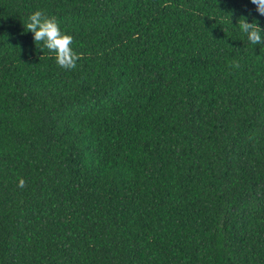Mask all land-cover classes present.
Here are the masks:
<instances>
[{"label":"trees","instance_id":"trees-1","mask_svg":"<svg viewBox=\"0 0 264 264\" xmlns=\"http://www.w3.org/2000/svg\"><path fill=\"white\" fill-rule=\"evenodd\" d=\"M38 10L74 69L35 45ZM242 16L264 29L250 0H0V264H264V44Z\"/></svg>","mask_w":264,"mask_h":264},{"label":"clouds","instance_id":"clouds-1","mask_svg":"<svg viewBox=\"0 0 264 264\" xmlns=\"http://www.w3.org/2000/svg\"><path fill=\"white\" fill-rule=\"evenodd\" d=\"M256 6V12L264 16V0H250ZM250 15V14H249ZM242 18V19H241ZM237 24L239 29L246 34L249 43L254 45L264 44V29L259 22L253 20L247 22L246 17H240ZM28 32L33 34L35 45L43 43L44 47L55 54V60L59 67L65 70H72L76 67L77 61L82 58L83 54H78L72 48L73 37L61 31L56 18L46 16L42 11H35L28 17L25 25ZM232 67L239 68V63H234ZM19 188L26 187V181L18 178Z\"/></svg>","mask_w":264,"mask_h":264}]
</instances>
